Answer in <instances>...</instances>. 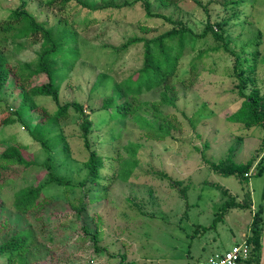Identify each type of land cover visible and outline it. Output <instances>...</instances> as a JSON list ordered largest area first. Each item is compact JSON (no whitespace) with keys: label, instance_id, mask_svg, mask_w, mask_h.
Segmentation results:
<instances>
[{"label":"rangeland","instance_id":"obj_1","mask_svg":"<svg viewBox=\"0 0 264 264\" xmlns=\"http://www.w3.org/2000/svg\"><path fill=\"white\" fill-rule=\"evenodd\" d=\"M44 1L28 0L27 12L55 32L64 28L61 19L78 32L79 57L60 85L59 99L61 104H83L84 112L92 120L94 149L105 157L101 181L93 187L81 186L87 176L84 163L88 154L80 139V121L71 110L62 122L68 155L53 156L56 173L76 188L64 195L60 194L61 189L53 188L49 190L53 200L25 215L14 211L11 206L15 191L44 183L47 177L42 167L49 165L47 154L29 136V131L43 115L42 110L50 113L57 106L49 98L38 97V108L25 118V124L0 129V152L6 146L21 144L37 170L35 175L30 173L0 192V244L17 232L29 230L42 258L33 264H202L247 239L251 235L252 210L258 204L264 206V174H255L257 164H263L264 130L229 122L228 117L242 103L233 73L236 56L241 64L239 70H244L247 80L244 92L249 94L256 88L264 95V0H244L237 8V0H178L179 5L171 0H152L153 14L181 21L196 34H201L207 23L219 34L215 24H221L224 38L229 40L228 49L233 53L231 56L223 50H210L217 45L210 35L199 41L195 49L186 51L173 78L178 99L174 107L159 109L167 120L179 123L173 129H157L158 120L145 109L137 113L138 121L132 120L134 116L121 121L118 114L100 110L103 100L114 94V83L142 67V44L131 47L121 57L108 46H118L130 37L153 38L171 25L147 17L142 1L130 9L99 15L97 11L93 19L88 17L91 20L87 26L83 18L92 13L90 10L72 3L60 11L55 6H43ZM81 1L101 6L134 0ZM20 2L0 0V21ZM23 46L21 50L9 44L11 51L6 53L13 63L34 59L40 43L29 41ZM200 52L205 55L198 59ZM191 62L196 66L192 73ZM67 65L62 62L60 66L58 76L63 79ZM102 73L110 77L95 87ZM160 91L144 92L140 100L157 101ZM14 96L15 93L0 94V116L16 109L18 102ZM149 131L164 134L165 138L149 139L145 136ZM201 154L223 170L253 159L249 176H244L247 180L210 170L202 163ZM163 173L178 181L186 192L185 200ZM231 197L246 208L231 209L216 230H206ZM81 200L86 201L87 209L77 218L74 209ZM84 226L96 234L98 252L92 241L82 237Z\"/></svg>","mask_w":264,"mask_h":264},{"label":"trees","instance_id":"obj_2","mask_svg":"<svg viewBox=\"0 0 264 264\" xmlns=\"http://www.w3.org/2000/svg\"><path fill=\"white\" fill-rule=\"evenodd\" d=\"M137 1L143 2L142 6L146 11L147 17L162 19L166 24L171 25V28L153 38L130 37L118 46H108L121 57L131 47L142 44V67L127 79L114 83V94L103 100L100 110L118 114L119 117L117 118L121 121L127 120L130 116H134L132 120L138 121L137 113H139V110L145 109L158 120L157 129L178 128L180 126L179 123L176 120H167V116H163L159 109L161 107H174L178 94L173 85V78L176 75L178 64L182 57L185 56L186 51L195 49L199 41L210 35L217 43L210 50H223L224 53L233 55L231 50L228 49L229 40L224 38L221 24H215L220 30L219 34L214 32L213 25L209 23L205 25L201 34H196L191 26L181 21L153 14L150 10L152 0H134L130 3H110L101 6H91L81 0H46L42 5L50 8L55 6L61 11L68 5L77 3L82 8L92 12L87 14V18H83L84 26H87L97 11H99L97 13L99 15L116 9H130ZM171 1L176 3L175 5H179L178 0ZM243 2L244 0H237L234 2V8L241 6ZM27 5L28 0H21L20 5L12 10L5 19L0 21V94L15 93L14 100L18 102L13 112L6 111L0 116V129L12 126L15 123L25 124V118L35 114L38 108V97L51 99L57 108L50 113L42 110L43 115L39 116L34 128L29 131V136L47 154L49 165L48 167L42 165L47 176L44 183L37 182L26 185L13 194L11 207L16 213L21 215L28 214L48 201L53 200V196L49 194V190L53 188L61 189L60 194L63 195L76 188L65 176H60L56 173V160H54L53 156L57 153L68 155L69 146L62 122L70 116L71 110L80 121V139L84 150L88 154L84 163L87 176L81 184L82 187L88 188L100 185V170H102L105 158L94 149V142L91 138L93 122L84 112L83 104L79 102L61 104L59 99L60 85L74 68L79 57L76 47L78 32L66 20L62 19L59 22L64 28L60 32L59 30L55 32L54 28L52 29L38 22L34 16L28 13L26 10ZM88 17H91V19L89 20ZM234 17L238 18V15L235 14ZM29 41L40 43L35 58L21 63L19 61L13 63L6 53L11 51L9 44L23 50L24 43ZM203 55L205 54L200 52L198 59L202 58ZM234 59L233 73L237 81V94L242 99V103L239 109L228 117V121L247 128L261 127L264 130V95H260L256 88H253L249 94L244 92L247 85V80L243 77L244 70H239L241 65L239 57L236 56ZM62 62L68 64L64 79L58 76ZM195 67V64L191 62L189 72L192 73V69ZM109 77L107 74H99L95 87L102 85ZM155 89L161 90L157 101L143 102L140 100V96L144 92ZM145 136L152 140L165 138L164 134L150 131L146 132ZM25 152L26 147L21 144L6 146L0 152V192L18 183L30 173L35 175L37 172L36 165L26 157ZM201 161L214 172L224 175L235 174L239 180H247L245 175H248L253 159L248 160L244 164L231 166L226 170L221 169L219 165L211 163L202 154ZM261 161L263 164H257L256 166V175L264 174V158H261ZM162 176L170 182L173 188H178L181 197L185 200L186 192L180 188L179 183L177 184L178 181L173 180L164 173ZM224 192L226 193L227 191L224 190ZM85 196H87V193H85ZM262 197L264 199V192ZM245 206V204L237 202L235 198L231 197L230 200L222 204L220 212L215 214L212 223L205 229L216 230L217 224L225 218L231 209H244L246 208ZM86 209V201L81 200L80 206L74 209L76 217L79 218ZM252 214L253 218L249 226L251 235L244 239V242L250 247V258L246 264H259L262 247L261 240L264 231V206L258 204L256 210H252ZM81 229L82 237H87L92 241L95 250L98 252L96 234L91 233L86 226ZM41 259L34 245L33 233L29 230L17 232L0 244V260H4L2 264H33L40 262Z\"/></svg>","mask_w":264,"mask_h":264},{"label":"built area","instance_id":"obj_3","mask_svg":"<svg viewBox=\"0 0 264 264\" xmlns=\"http://www.w3.org/2000/svg\"><path fill=\"white\" fill-rule=\"evenodd\" d=\"M249 258L250 247L243 241L242 243H235L230 250L223 254L212 255L202 264H246Z\"/></svg>","mask_w":264,"mask_h":264},{"label":"water","instance_id":"obj_4","mask_svg":"<svg viewBox=\"0 0 264 264\" xmlns=\"http://www.w3.org/2000/svg\"><path fill=\"white\" fill-rule=\"evenodd\" d=\"M261 245L262 247H261L259 264H264V233L262 235Z\"/></svg>","mask_w":264,"mask_h":264}]
</instances>
